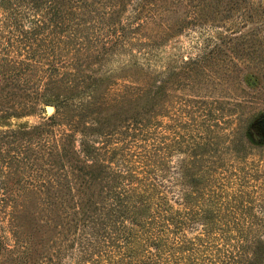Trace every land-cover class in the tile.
Segmentation results:
<instances>
[{
    "label": "rangeland",
    "instance_id": "rangeland-1",
    "mask_svg": "<svg viewBox=\"0 0 264 264\" xmlns=\"http://www.w3.org/2000/svg\"><path fill=\"white\" fill-rule=\"evenodd\" d=\"M118 2L105 0L104 22L78 27L67 15L53 26L50 14L28 3L0 19V46L8 44L10 56L44 63L54 51L60 70L102 79L100 98L145 83L165 90L146 127L137 115V126L105 120L107 111L98 115L107 124L99 142L136 171L146 164L141 155L152 161V220L131 234L127 248L121 237L108 242L84 228L52 264H264V86L254 91L242 80L248 62L239 51L257 47L254 55L262 57L249 67L264 74V0ZM46 106L54 107L36 106L0 130L47 123L54 110ZM64 114L54 133L74 120Z\"/></svg>",
    "mask_w": 264,
    "mask_h": 264
},
{
    "label": "trees",
    "instance_id": "trees-1",
    "mask_svg": "<svg viewBox=\"0 0 264 264\" xmlns=\"http://www.w3.org/2000/svg\"><path fill=\"white\" fill-rule=\"evenodd\" d=\"M24 3L50 14L53 26L68 21L67 16L73 17L77 27L91 19L104 22L107 17L105 0H0V19L6 18L9 8ZM250 35H254L253 30ZM145 39L150 37L145 35ZM9 47L0 46V123L29 115L41 104L53 105L54 113L46 117L45 124L0 130V264H37L43 260L52 264V258L73 241L74 233L84 228L108 242L121 237L127 248L133 240L131 234L142 231L152 220L148 211L156 175L151 174L149 158L141 155L140 162L146 164L136 171L130 161L117 157L115 150L97 140L107 127L98 115L107 111L110 118L105 120L128 119L131 126L146 118L142 123L146 127L157 112L164 86L154 88L145 83L139 91L129 87L122 96L100 98L96 92L102 79L60 70L54 51L51 59L41 63L16 60L9 55ZM247 49L243 53V45L239 50L248 62L242 80L256 91L264 86V74L249 63H257L262 56L254 55L255 46L247 45ZM82 95L87 98L72 104ZM65 110L73 113L74 120L68 123V131L54 133L52 126L68 119ZM87 118L90 122L84 120ZM245 133L250 136L248 129ZM40 180L41 184H34ZM22 181L27 186L21 185Z\"/></svg>",
    "mask_w": 264,
    "mask_h": 264
},
{
    "label": "water",
    "instance_id": "water-1",
    "mask_svg": "<svg viewBox=\"0 0 264 264\" xmlns=\"http://www.w3.org/2000/svg\"><path fill=\"white\" fill-rule=\"evenodd\" d=\"M53 110H54V107H52V106H46V112H47V113H50V112H52ZM261 118H264V114H263V116H262Z\"/></svg>",
    "mask_w": 264,
    "mask_h": 264
}]
</instances>
